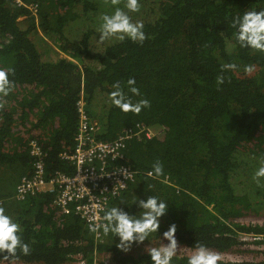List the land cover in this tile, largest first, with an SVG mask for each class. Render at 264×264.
<instances>
[{"label": "trees", "instance_id": "obj_1", "mask_svg": "<svg viewBox=\"0 0 264 264\" xmlns=\"http://www.w3.org/2000/svg\"><path fill=\"white\" fill-rule=\"evenodd\" d=\"M138 2L139 12L129 15L143 22V43L113 38L97 49L90 42L99 35L95 27L80 28L78 21L104 11L101 0H0V69H14L13 89L0 96V183L6 185L0 200L11 197L19 204L0 202V208L21 225V239L30 247L27 256L17 249L14 264H67L78 257L92 264L102 255L113 264H150L146 251L137 248L162 240L171 225L177 248L189 251L204 244L220 255L239 256L247 243L264 247V225L241 222L264 211V177L254 183L253 174L264 165V53L239 47L231 24L245 11L264 9V0ZM116 4L110 10L127 11L126 0ZM68 25L77 26L72 40L65 33ZM56 49L64 57L47 61ZM227 64L237 67L224 69ZM246 65L254 70L246 73ZM218 76L224 77L222 84ZM128 79L135 80L140 95L128 92ZM117 82L133 103L146 99L149 106L125 113L109 99L103 113L96 111V93L109 98ZM81 91L91 119L100 124V139L114 141L141 128L153 132L128 140L123 158L112 165L130 168L135 177L108 209L136 214V197L157 196L169 204L157 234L127 251L116 246L112 234L102 231L94 240L77 217L61 214L54 194L16 200V180L32 176L31 140L45 155L48 178L57 172L74 175V167L59 156L74 149ZM156 161L163 174L149 177ZM13 170L16 179L4 181L1 175ZM242 235L256 239L244 242ZM180 254L173 264H187L188 256Z\"/></svg>", "mask_w": 264, "mask_h": 264}, {"label": "clouds", "instance_id": "obj_2", "mask_svg": "<svg viewBox=\"0 0 264 264\" xmlns=\"http://www.w3.org/2000/svg\"><path fill=\"white\" fill-rule=\"evenodd\" d=\"M125 8L127 11L116 7L111 14H102L100 16L99 41L103 42L115 38L120 41L129 39L132 42L143 43L146 39L143 30L144 24L142 21L134 22L129 15V13L139 12L140 5L138 0H126ZM231 24L234 29V41L239 47L264 53V9L245 11L241 15L234 17ZM223 67L224 69L234 70L237 66L235 64H227ZM253 70L251 65H246L244 68L246 73H251ZM13 71L14 69L12 68L0 69V96H7L13 89V82L9 79V75ZM223 82L224 77L218 76L217 84H222ZM135 83L134 79H128L126 86L128 92L138 96L140 93L139 89L135 87ZM112 87L114 91L109 94V99L113 106L119 108L122 112L131 111L138 114L143 108L149 106V101L146 99L133 103L131 97L126 95L119 82L113 84ZM128 174L130 173L127 171L123 172L124 176ZM162 174L163 165L160 161L154 162L152 170L147 173L149 177H159ZM254 175L257 180L264 177V165ZM132 205H136L139 209L137 212L139 215L137 213L129 214L121 207L114 206L105 210L104 215L100 218L102 223L99 227L103 229V233L106 236L112 234L113 238H118L119 242L116 246L125 251L134 243L140 244L148 241L152 234H157L161 218L166 214L169 206L164 199L157 196H149L143 200L136 197ZM97 206L99 207V205ZM95 230L96 228L93 227V231ZM21 231V225L15 222L11 216L5 214L3 208H0V264H4L5 261H12V264H14V260L18 259L17 249L25 256L30 253L29 244L24 243L21 239ZM175 232V225H171L162 234V239L167 241V244L160 242L158 246H148L145 249L150 258V264H173V259L177 256ZM220 259L219 253L213 252L204 244H196L188 256L187 264H217Z\"/></svg>", "mask_w": 264, "mask_h": 264}, {"label": "built area", "instance_id": "obj_3", "mask_svg": "<svg viewBox=\"0 0 264 264\" xmlns=\"http://www.w3.org/2000/svg\"><path fill=\"white\" fill-rule=\"evenodd\" d=\"M77 133L75 146L71 153H62L60 159L74 167V175L67 176L57 172L48 178L44 165V153L36 140L28 144L29 155L33 159L32 176L22 177L16 187V200L24 201L39 194H54L53 204L65 216L73 215L83 224L94 240L102 237L100 219L108 206L119 199L128 184L134 180L135 171L128 167H113V161L122 159L126 142L133 136L145 133L147 138L153 135L151 130L141 128L135 134L132 130L114 141L100 139V124L91 119L88 105L80 92L76 102ZM128 175L124 176L123 172ZM122 183V184H121ZM99 205V207L97 206ZM93 227L96 228L93 231ZM189 255V250L181 248ZM188 254V255H187ZM67 264H87L81 257ZM92 264H113L109 256L94 258Z\"/></svg>", "mask_w": 264, "mask_h": 264}, {"label": "rangeland", "instance_id": "obj_4", "mask_svg": "<svg viewBox=\"0 0 264 264\" xmlns=\"http://www.w3.org/2000/svg\"><path fill=\"white\" fill-rule=\"evenodd\" d=\"M102 1V7L104 8L100 14L96 15V16H90L91 19L89 20L88 18H82L80 17L81 19L78 21V25L79 27H88V26H91V28H94L95 27V30L97 33H99V18L102 14H111V12L113 10H110V8L114 5H117V0H101ZM125 2V1H124ZM141 8L143 9H147L146 6H141ZM77 26L76 25H68L67 29H66V35L69 37V39L72 37V33H73V30L76 29ZM100 34V33H99ZM35 38L38 37V35H35L34 36ZM93 38H91L90 42L92 43V45H94L97 49L100 48H105L107 46H109L111 44V41H113V39H109V40H105L103 42L99 41V35L97 36L96 39H94L95 36H92ZM44 40H48L46 38H44ZM72 40V39H70ZM100 45H99V44ZM49 54H51L47 59V61H55L57 58H60V57H64V55H62V53L60 51H58L57 49L50 52ZM44 59H45V56H44ZM46 60V59H45ZM98 98V99H97ZM97 100V102H96ZM108 101V104H109V98L106 97L105 94H103L102 92H97L95 97H94V103H92L93 105L96 104V111H99V113H103L105 111V107H106V102ZM92 112H94V109L92 110ZM102 118L105 120V115H102ZM260 168V167H259ZM258 168V169H259ZM256 172V169L255 171L253 172V174ZM18 173V172H17ZM16 173V174H17ZM16 174H15V171H11L10 173H8V176L3 174V176L1 175L2 179L5 181H10L11 180V177H15L16 179ZM11 175V176H10ZM21 176L18 177V179L16 180L15 182V186L16 187V184L18 183V181L20 180ZM14 179V181H15ZM259 180H257L255 177H254V183H258ZM6 187V185H5ZM5 187L3 188L1 186V183H0V193L5 191ZM15 190V188H14ZM0 202L2 203V205L5 207V206H9V205H12V206H18L19 204H17L18 202H14L13 201V198L9 197V198H3L0 200ZM243 224H246V225H249V224H252V225H264V211L261 213V215L259 217H246L244 219H242L241 221ZM162 239V237L160 238ZM254 239V237H245V236H241V240L243 241H248V242H252ZM259 239V238H258ZM159 240V239H157ZM163 242L164 244L167 243V241L165 240H159L157 243L156 242H149V243H143L141 244L137 250H142L143 252L145 251V249L148 247V246H158L160 242ZM161 242V243H162ZM144 244H146L145 246H143ZM143 246V247H142ZM142 247V248H141ZM179 252H181L182 254H180ZM177 254H180L181 256H185L186 254L181 250V248H177ZM191 254V252H189V255ZM188 255V254H187ZM188 255V256H189ZM221 256V259L219 261H222L224 263H230V264H245V263H252V264H259L262 260H264V247L262 246H259L257 244H254V243H247V245L245 246V253L243 255H220Z\"/></svg>", "mask_w": 264, "mask_h": 264}, {"label": "flooded vegetation", "instance_id": "obj_5", "mask_svg": "<svg viewBox=\"0 0 264 264\" xmlns=\"http://www.w3.org/2000/svg\"><path fill=\"white\" fill-rule=\"evenodd\" d=\"M39 195H36V197H38Z\"/></svg>", "mask_w": 264, "mask_h": 264}, {"label": "bare ground", "instance_id": "obj_6", "mask_svg": "<svg viewBox=\"0 0 264 264\" xmlns=\"http://www.w3.org/2000/svg\"><path fill=\"white\" fill-rule=\"evenodd\" d=\"M18 264H22V263H18Z\"/></svg>", "mask_w": 264, "mask_h": 264}]
</instances>
